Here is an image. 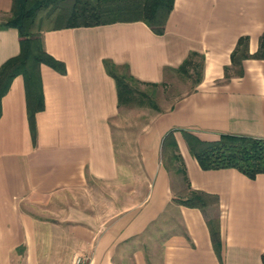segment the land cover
<instances>
[{"label":"crops","instance_id":"1","mask_svg":"<svg viewBox=\"0 0 264 264\" xmlns=\"http://www.w3.org/2000/svg\"><path fill=\"white\" fill-rule=\"evenodd\" d=\"M12 7L0 0V15ZM241 37L251 55L242 75L232 62ZM263 43L264 0H176L161 35L142 21L45 31V50L67 72L41 66L36 139L23 75L2 99L0 264H264V174L204 170L183 134L264 138V58L253 56ZM20 49L17 28L0 30V66ZM192 52L203 62L194 90L167 110L127 117L104 61L161 85ZM172 130L191 187L218 204L203 211L175 200L183 177L162 159ZM209 219L218 220L220 256Z\"/></svg>","mask_w":264,"mask_h":264},{"label":"trees","instance_id":"2","mask_svg":"<svg viewBox=\"0 0 264 264\" xmlns=\"http://www.w3.org/2000/svg\"><path fill=\"white\" fill-rule=\"evenodd\" d=\"M176 0H13L11 14L0 19V30L17 28L20 35V53L0 66V118L2 99L9 92L15 77L25 80L28 119L34 139L37 137L36 116L45 109V97L41 66L49 65L62 74L67 72L65 63L49 54L43 44L45 31L70 27H92L117 22L142 21L156 34H164L167 20ZM199 54L192 52L177 69L188 77L195 73L196 82L202 77L203 62L196 61ZM248 53V37H241L232 55L235 72L242 75L241 63ZM264 58V43L255 55ZM107 72L117 82L119 106L148 105L158 110L150 95L141 91L144 83L129 72L127 65L118 66L111 60L104 61ZM231 67L226 68V77L231 76ZM191 154L204 170L235 168L250 179L264 174V138L243 135H222L214 142L203 141L184 131ZM162 159L169 171L183 177L185 192L175 200L182 205L205 210L219 203L217 195L194 190L188 178L186 166L175 137V131L167 133L162 142ZM215 249L220 256V229L217 219L208 220Z\"/></svg>","mask_w":264,"mask_h":264},{"label":"rangeland","instance_id":"3","mask_svg":"<svg viewBox=\"0 0 264 264\" xmlns=\"http://www.w3.org/2000/svg\"><path fill=\"white\" fill-rule=\"evenodd\" d=\"M4 16L0 15V19H2ZM196 61L200 62L201 58L199 56L195 57ZM195 73L192 72V76L188 77L186 75L181 74L177 71H172L169 73L167 80L157 86H146L141 85L139 89L141 91H144L150 95V98L153 99L156 102L158 110H167L169 109L178 99L183 97L184 95L190 93L195 88ZM126 109L127 117L131 120L133 118L142 117L143 110L145 109H154L148 105H125L123 106V110ZM156 110V109H155ZM145 115V114H144ZM185 185H183V189Z\"/></svg>","mask_w":264,"mask_h":264},{"label":"built area","instance_id":"4","mask_svg":"<svg viewBox=\"0 0 264 264\" xmlns=\"http://www.w3.org/2000/svg\"><path fill=\"white\" fill-rule=\"evenodd\" d=\"M88 259L84 256H77L74 261L73 264H87Z\"/></svg>","mask_w":264,"mask_h":264}]
</instances>
